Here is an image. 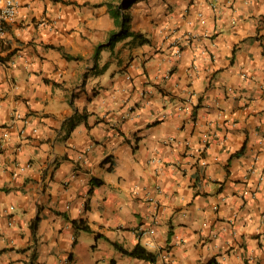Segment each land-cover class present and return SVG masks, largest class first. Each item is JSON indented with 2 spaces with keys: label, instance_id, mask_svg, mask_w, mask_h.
I'll list each match as a JSON object with an SVG mask.
<instances>
[{
  "label": "crops",
  "instance_id": "obj_1",
  "mask_svg": "<svg viewBox=\"0 0 264 264\" xmlns=\"http://www.w3.org/2000/svg\"><path fill=\"white\" fill-rule=\"evenodd\" d=\"M15 1L0 264H264V0Z\"/></svg>",
  "mask_w": 264,
  "mask_h": 264
},
{
  "label": "trees",
  "instance_id": "obj_2",
  "mask_svg": "<svg viewBox=\"0 0 264 264\" xmlns=\"http://www.w3.org/2000/svg\"><path fill=\"white\" fill-rule=\"evenodd\" d=\"M133 1L134 0H122L121 3H119L118 5H115V6L111 5V3L109 4V9L112 12V15L114 17L115 26H116L108 34V41H109L108 45L110 47H113L114 43L116 41H118L119 39L127 37V36H132L133 38H136L141 42L146 40L143 37L142 33L138 32V31H133L130 28L131 16H130L129 8H130ZM100 47H101V45H98L96 47V50L94 52V58L97 57V54L99 52ZM240 152L241 151H239L238 154ZM91 182L94 184L100 183L99 180L93 179V178L91 179ZM73 224L76 227L82 228L84 230H90L88 225L83 224V222L81 220H79V222L74 220ZM114 246H116L121 251L124 250V252H127L134 257L154 260V256H151L150 254H148V252L143 247H141L140 245L134 246L130 251H126L125 249H122V247H120L119 245H116V244Z\"/></svg>",
  "mask_w": 264,
  "mask_h": 264
},
{
  "label": "built area",
  "instance_id": "obj_3",
  "mask_svg": "<svg viewBox=\"0 0 264 264\" xmlns=\"http://www.w3.org/2000/svg\"><path fill=\"white\" fill-rule=\"evenodd\" d=\"M16 13V1L15 0H0V33L3 30V23L10 22L14 20ZM186 40H190L193 37H195L194 33L192 32H186L185 34ZM180 52L179 47L175 49V54H178ZM257 162L255 161L254 164L251 167V171H256L258 166L256 165ZM149 232H152V229L149 230ZM147 244H150V242H146ZM208 264H218L215 261L209 262Z\"/></svg>",
  "mask_w": 264,
  "mask_h": 264
}]
</instances>
